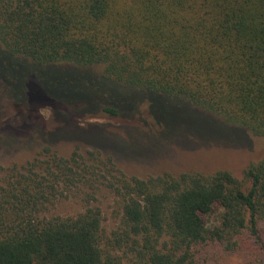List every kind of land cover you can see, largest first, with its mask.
Masks as SVG:
<instances>
[{
    "label": "trees",
    "instance_id": "obj_1",
    "mask_svg": "<svg viewBox=\"0 0 264 264\" xmlns=\"http://www.w3.org/2000/svg\"><path fill=\"white\" fill-rule=\"evenodd\" d=\"M0 44V83L15 106L30 109L33 95L83 106L74 113L85 117H132L147 102L161 118L185 105L264 138V0H0ZM88 154L91 167L78 151L45 147L0 174V264H210L251 241L264 250V158L243 179H140ZM101 164L116 172L111 234L99 206L54 212L74 190H99Z\"/></svg>",
    "mask_w": 264,
    "mask_h": 264
},
{
    "label": "rangeland",
    "instance_id": "obj_2",
    "mask_svg": "<svg viewBox=\"0 0 264 264\" xmlns=\"http://www.w3.org/2000/svg\"><path fill=\"white\" fill-rule=\"evenodd\" d=\"M89 70L101 73L102 67L94 66ZM35 98L30 96V109L15 106L8 89L0 83L2 175L8 168L27 165L45 147L62 158H69L78 151L88 159V153L100 152L105 164L109 158L127 177L140 179L166 173L212 175L219 171L243 179L244 171L264 158L263 137L200 109L190 108L189 113L185 105H176L172 111L160 114L161 118L151 113L147 102L140 105L138 114L132 117L104 114L85 117L74 113L83 106L51 105ZM92 163V160L87 162L90 167ZM100 166L102 174L97 175L102 176L97 178H103L96 184L99 190L94 192L88 186L74 190L58 201L54 212L75 216L86 205L99 206L104 216L103 227L111 234L119 226L117 200L109 189L116 172H107L111 166ZM86 193H95L96 200L86 204ZM219 213L218 209L214 211L207 219L208 225L219 221ZM262 229L264 235V226ZM210 264H264V250L251 241L244 252L219 253Z\"/></svg>",
    "mask_w": 264,
    "mask_h": 264
}]
</instances>
